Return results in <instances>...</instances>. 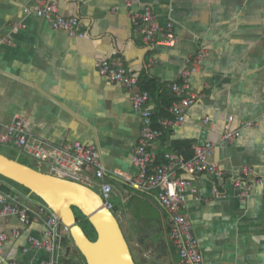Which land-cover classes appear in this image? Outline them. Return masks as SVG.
<instances>
[{"label": "crops", "instance_id": "obj_1", "mask_svg": "<svg viewBox=\"0 0 264 264\" xmlns=\"http://www.w3.org/2000/svg\"><path fill=\"white\" fill-rule=\"evenodd\" d=\"M56 1L60 14L79 20L83 37H69L26 10L34 0H0V127L22 118L29 133L50 144L95 146L135 263L181 264L154 193L136 191L124 179L137 173L132 155L140 117L128 90L95 67L99 60L121 58L130 73L156 85L148 105L158 123L154 126L163 131L153 143L157 161L166 150L191 158L194 145L210 141L214 149L208 160L226 172L222 178L195 175L184 192L183 212L204 264H264V186L253 184L242 193L230 180L246 166L254 170L250 181L264 176V0H129L130 7L127 0ZM145 6L162 28L172 21L173 46L147 44L135 35L129 14ZM201 47V66L189 79L198 97L182 124L167 125L175 119L169 107L177 100L168 85ZM226 127L238 129L239 136L223 140ZM100 183L92 175L87 182L92 189ZM0 192L16 195L31 216L43 203L1 176ZM13 229L20 231L16 238L10 235ZM43 229L41 221L24 225L17 216L2 217L0 230L9 238L0 264L48 261L41 249L23 251L27 237H40ZM65 236L67 256L58 255L56 264H85L68 256L74 244Z\"/></svg>", "mask_w": 264, "mask_h": 264}, {"label": "built area", "instance_id": "obj_2", "mask_svg": "<svg viewBox=\"0 0 264 264\" xmlns=\"http://www.w3.org/2000/svg\"><path fill=\"white\" fill-rule=\"evenodd\" d=\"M126 5L130 7L131 2L127 0ZM26 10L34 12L38 17L48 21L53 29L64 31L69 37L84 36V32L79 28V20L60 14L56 0H34L31 8ZM129 18L135 35H138L144 43H162L170 46L175 44L177 37L172 21H168L165 28H162L149 6H145L141 12H130ZM160 33L163 39H157ZM204 54V48H199L193 57L187 59V66L169 83L168 86L177 96V100L173 101L169 107L175 119L168 120L165 124L171 126L182 124L187 109L196 101L198 96L189 89V79L200 68ZM95 67L101 76L128 90L132 108L140 117L138 141L132 155V162L137 167V173L124 177L125 181L136 191L154 193L166 214L169 226L168 237L178 254L180 263L204 264L192 223L183 212L184 192L187 188H191V177L195 175L210 174L216 178L225 176L224 169L208 160L214 144L208 141L194 145L193 156L188 159L173 150H166L162 153V160L158 162L153 143L163 134V131L153 124V111L148 105L150 98L148 91L137 89L139 78L128 71L124 61L119 57L99 60ZM229 119L231 120V117ZM249 125V123L246 124V126ZM238 136V129L226 127L222 139L229 142ZM0 144L11 145L20 153L33 159L38 167L36 169L40 171L87 186L90 175L100 179L99 194L104 205L113 211L112 186L103 181L105 168L95 146L78 141L60 145L50 144L45 139L29 133L22 118H16L10 124L0 127ZM181 174L188 177H183ZM253 174V168L246 166L241 168L238 176L230 180L234 187L246 193L250 185L264 186L262 175H255L253 180H249ZM31 213L28 207L19 204L16 195L0 192V219L13 215L17 216L24 225H29L32 221H41L44 226L40 237L32 235L27 237L28 246L24 247L23 251L29 248L41 249L49 254V260L41 264H56L57 250L62 242L63 234L69 236V228L61 223L57 215L44 202L38 206L37 211L33 212V216L30 215ZM10 235L16 238L20 235V231L13 229ZM8 238L9 235L0 230V254Z\"/></svg>", "mask_w": 264, "mask_h": 264}, {"label": "water", "instance_id": "obj_3", "mask_svg": "<svg viewBox=\"0 0 264 264\" xmlns=\"http://www.w3.org/2000/svg\"><path fill=\"white\" fill-rule=\"evenodd\" d=\"M0 175L27 188L69 228V237L86 264H136L120 223L91 187L40 171L0 153ZM79 211L92 225L91 240L77 220Z\"/></svg>", "mask_w": 264, "mask_h": 264}, {"label": "rangeland", "instance_id": "obj_4", "mask_svg": "<svg viewBox=\"0 0 264 264\" xmlns=\"http://www.w3.org/2000/svg\"><path fill=\"white\" fill-rule=\"evenodd\" d=\"M9 145H0V153H2V154H4V155H6V156H8V157H10V158H14V159H17V160H19V161H22V162H25V163H27L28 165H31L32 167H37L36 166V163L33 161V159H31V158H28V157H25L24 155H20V154H18V153H15V152H12V151H10L9 150V147H8ZM38 168V167H37ZM42 169V168H41ZM42 170H44V169H42ZM4 179V178H3ZM11 182V181H10ZM13 183V182H12ZM13 184H15V185H17V187H19L20 189H22V190H24V191H27L26 189H24L22 186H20V185H18V184H16V183H13ZM93 186V188H94V190L95 191H97L98 193H99V188H97V187H95V185L93 184L92 185ZM35 197H36V195H34ZM114 212V211H113ZM114 214H115V212H114ZM76 215L77 216H80V213L79 212H76ZM116 215V214H115ZM83 224H85L84 222H82ZM82 224V225H83ZM84 227H85V229L88 231V229L86 228V226L85 225H83ZM88 227V226H87ZM122 229V228H121ZM89 232V231H88ZM124 234V233H123ZM91 236V235H90ZM65 235L63 236V239H62V241L64 240V242L63 243H61L60 244V247L58 248V250H57V254L58 255H60L61 257H64V256H67V255H65L66 254V251H67V246H66V242H65ZM92 237V236H91ZM125 237V236H124ZM69 240L70 241H72L73 242V240L71 239V238H69ZM73 244H74V242H73ZM73 249V252H72V254H69L68 256L72 259V258H74V257H77V259L78 260H80L81 261V263H83L82 262V259H81V257H80V254H79V251H78V249L75 247V245H74V247L72 248ZM70 259V260H71ZM86 263V262H85ZM137 264V263H136Z\"/></svg>", "mask_w": 264, "mask_h": 264}, {"label": "trees", "instance_id": "obj_5", "mask_svg": "<svg viewBox=\"0 0 264 264\" xmlns=\"http://www.w3.org/2000/svg\"><path fill=\"white\" fill-rule=\"evenodd\" d=\"M156 87V85H155V83L154 82H151V80L150 79H147V78H145V77H139V83H138V86H137V89L138 90H146V91H148V93H150L151 92V90H153L154 88ZM153 124L154 125H158V123L157 122H155V120L153 121ZM19 161V160H18ZM19 162H21V163H24V164H27V163H25V162H22V161H19ZM158 162H160V161H158ZM35 168V167H34ZM1 176V175H0ZM1 177H3V176H1ZM3 178H5V177H3ZM5 179H7V180H9V181H11V182H13V183H16V182H14V181H12V180H10V179H8V178H5ZM16 184H18V183H16ZM19 185V184H18ZM20 186H22V185H20ZM23 187V186H22ZM24 189H26L27 191H29L27 188H25V187H23ZM76 212H79V211H75V213ZM80 213V212H79ZM76 217H77V220H79V224H80V226L82 227V229L84 230V232H85V234L88 236V238L89 239H91V240H95V238H96V233H95V231H94V229H93V227H92V225L89 223V221L80 213V216H77L76 215ZM82 222H84L85 224H83ZM85 225L86 226V228L88 229V231L85 229V227L83 226V225ZM88 226V227H87ZM92 237H91V236ZM80 254V253H79ZM80 257H81V259L84 261V263H85V260H84V258H83V256L80 254ZM66 264H71L70 262H69V260H65L64 261ZM86 264V263H85Z\"/></svg>", "mask_w": 264, "mask_h": 264}]
</instances>
